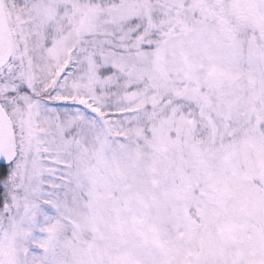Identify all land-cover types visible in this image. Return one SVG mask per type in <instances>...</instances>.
<instances>
[{"label": "snow or ice", "instance_id": "1", "mask_svg": "<svg viewBox=\"0 0 264 264\" xmlns=\"http://www.w3.org/2000/svg\"><path fill=\"white\" fill-rule=\"evenodd\" d=\"M0 264H264V0H0Z\"/></svg>", "mask_w": 264, "mask_h": 264}]
</instances>
